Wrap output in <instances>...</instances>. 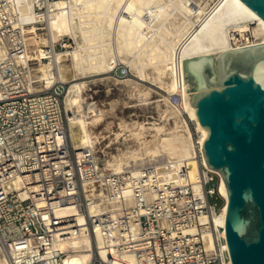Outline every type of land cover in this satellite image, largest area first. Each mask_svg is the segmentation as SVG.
<instances>
[{
	"label": "built area",
	"instance_id": "2783aa9c",
	"mask_svg": "<svg viewBox=\"0 0 264 264\" xmlns=\"http://www.w3.org/2000/svg\"><path fill=\"white\" fill-rule=\"evenodd\" d=\"M64 1L0 0V264H64L69 252L58 245L82 232L102 239L88 264H228L214 240L207 245L216 231L209 220L225 200L195 119L187 115L195 183L185 163L172 169L165 159L141 161L115 172L103 165L98 148L74 149L69 124L79 114L65 108L68 83L55 72L49 80L34 77L40 63L72 40H47L46 17ZM27 8L31 23L22 16ZM111 74L131 75L121 64ZM170 104L181 109V96L173 94ZM217 197L220 206L211 202ZM69 207L84 226L56 214Z\"/></svg>",
	"mask_w": 264,
	"mask_h": 264
},
{
	"label": "bare ground",
	"instance_id": "6f19581e",
	"mask_svg": "<svg viewBox=\"0 0 264 264\" xmlns=\"http://www.w3.org/2000/svg\"><path fill=\"white\" fill-rule=\"evenodd\" d=\"M56 5L59 11L46 17L48 42L57 44L68 36L77 47L57 53L48 63H40L34 77L49 80L55 72L60 81L68 83L65 108L67 111L76 109L79 114L69 124L74 149H97L101 140L106 139L103 132L97 133L95 129L106 121L117 102H112L110 109H104L95 101H88L87 92L98 81L109 80L110 84L113 79L115 85L125 87L128 97L144 105L154 103V93L160 94L162 99L155 103L163 122L143 124L122 120L119 127L123 133H115L116 139L128 133L124 142L135 140L138 148L114 156L113 161L108 160L107 169L120 172L145 156L150 160L162 157L172 169L185 163L190 171V181L195 183L198 162L194 159L195 142L187 125L188 116L197 121L202 142L207 140L209 131L202 127L197 109L190 103V94L196 95L203 90L187 92L191 86L183 80L181 61L215 55L217 73V58L222 53L264 43L261 18L241 0H218L210 11L202 0H66ZM22 16L32 22L28 8ZM252 25H255L253 29ZM251 30L253 33L248 34ZM232 31L238 32L241 38ZM4 53L0 47V56ZM120 64L127 66L130 73L135 71L137 80L114 77L111 71ZM147 81L156 85L157 90L143 84ZM173 94L181 96V109L170 104ZM92 112L94 115L88 117L87 113ZM148 130L151 139L146 134ZM215 172L220 176L218 194L225 203L221 214L209 220L216 231L214 239L210 237L207 245L213 246L214 240L225 253L228 264H232L226 236L228 199L221 190L222 176ZM56 214L61 218L75 217L77 226L85 225V219L75 207L59 208ZM58 246L69 252L64 264H88L92 259L91 252L102 246V239L99 234L89 237L82 232Z\"/></svg>",
	"mask_w": 264,
	"mask_h": 264
},
{
	"label": "water",
	"instance_id": "95a60500",
	"mask_svg": "<svg viewBox=\"0 0 264 264\" xmlns=\"http://www.w3.org/2000/svg\"><path fill=\"white\" fill-rule=\"evenodd\" d=\"M264 24V0H241ZM181 61L190 103L202 127L209 168L228 199L232 264H264V43Z\"/></svg>",
	"mask_w": 264,
	"mask_h": 264
},
{
	"label": "rangeland",
	"instance_id": "374dc122",
	"mask_svg": "<svg viewBox=\"0 0 264 264\" xmlns=\"http://www.w3.org/2000/svg\"><path fill=\"white\" fill-rule=\"evenodd\" d=\"M213 1L212 0H202V2L207 5V11H210V9H212V7L216 5V2H218V0H213ZM254 27L255 25H252V29ZM231 33L241 38L238 32L232 31ZM251 33H253L252 30L248 34H251ZM61 39L69 40L70 38L66 36ZM206 40H209V38H207ZM68 46L69 47L66 50H63L61 52L71 51L75 47H77V44L75 43L74 40H70L68 41ZM131 75L129 76L131 80H137V75L135 71H132ZM110 81H111L110 84L112 83L111 85L109 84V80L98 81L96 84L91 86V90L87 92L88 101L90 102L95 101L97 106L101 108L110 109L111 103L117 102L114 110L109 112V114L107 115L106 121L101 126L95 129L97 133L103 132V135L106 138L105 140H101V144L98 145V152L101 153L103 151L104 154L103 156H101V160H102L103 165L107 167H108V162L111 160L113 161L114 156L120 155L121 153L126 152L128 150H134L136 149V147L138 148V144L135 140L130 139L124 142V138L128 135V133L125 134V136L123 134L118 139H116L115 133L117 132L123 133L121 128L119 127L122 120H125L128 123L139 121L138 123H143V124H146L149 122H156V123L163 122V120L160 117L161 114L159 113V110L157 109L156 103H155L157 99H162L160 94L154 93L153 99H152V102L154 103L147 104L148 105L147 106V105L141 104V102H139V100L135 98L128 97L125 87H123L122 85H115L116 83L115 81H113V79H110ZM143 84L157 90L156 85H154L150 81L143 82ZM123 101L124 102L126 101V103H124ZM125 104H130V105L127 106ZM163 106L164 105H162V107ZM163 108H165V106ZM106 127H108V130H105ZM149 133L151 134V131L148 130L146 134L148 136V139H151L150 138L151 135ZM157 159L160 160L162 159V157L157 158ZM157 159L151 158L150 160L149 157L145 156L142 160H139L138 162H132L129 165H127V167H133L134 165L138 164L141 161H154ZM211 202L213 204L214 203L217 204L218 206L222 204V200L219 197L212 198Z\"/></svg>",
	"mask_w": 264,
	"mask_h": 264
}]
</instances>
